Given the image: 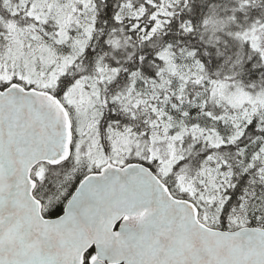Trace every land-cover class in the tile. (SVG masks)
<instances>
[{"label": "snow or ice", "instance_id": "obj_1", "mask_svg": "<svg viewBox=\"0 0 264 264\" xmlns=\"http://www.w3.org/2000/svg\"><path fill=\"white\" fill-rule=\"evenodd\" d=\"M0 264H264V0H0Z\"/></svg>", "mask_w": 264, "mask_h": 264}]
</instances>
